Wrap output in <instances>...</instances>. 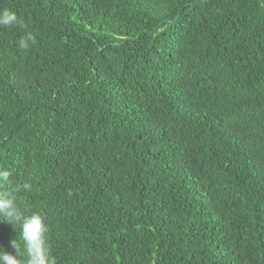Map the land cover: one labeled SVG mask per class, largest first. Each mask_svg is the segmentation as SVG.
I'll return each mask as SVG.
<instances>
[{
  "label": "trees",
  "instance_id": "obj_1",
  "mask_svg": "<svg viewBox=\"0 0 264 264\" xmlns=\"http://www.w3.org/2000/svg\"><path fill=\"white\" fill-rule=\"evenodd\" d=\"M5 8L0 170L56 264H264V0Z\"/></svg>",
  "mask_w": 264,
  "mask_h": 264
},
{
  "label": "clouds",
  "instance_id": "obj_2",
  "mask_svg": "<svg viewBox=\"0 0 264 264\" xmlns=\"http://www.w3.org/2000/svg\"><path fill=\"white\" fill-rule=\"evenodd\" d=\"M20 22L16 12L8 8L0 10V27L9 28ZM34 42L35 37L29 33L20 39L19 47L27 49L30 43ZM13 171V169L0 170V223H11L14 228L18 225L20 231L19 238L10 241L14 253H9L0 246V264H56L47 237L49 228L46 217L38 212L25 214L17 201L16 193L30 192L32 186L25 182L10 187Z\"/></svg>",
  "mask_w": 264,
  "mask_h": 264
}]
</instances>
